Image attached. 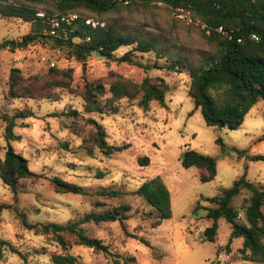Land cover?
Returning a JSON list of instances; mask_svg holds the SVG:
<instances>
[{"label": "rangeland", "instance_id": "obj_1", "mask_svg": "<svg viewBox=\"0 0 264 264\" xmlns=\"http://www.w3.org/2000/svg\"><path fill=\"white\" fill-rule=\"evenodd\" d=\"M37 7L50 9L49 4ZM40 9L37 14L44 13ZM81 15L89 14L82 12ZM86 19L94 23L99 21L101 25L108 23L115 30L141 40L154 41L162 57L157 59L153 54H145L132 59L140 65L152 64L155 60L159 64L168 63L170 58L177 57L187 65L197 67L200 55L212 51L201 37L196 22L185 13L171 12L160 4L147 8L120 7L105 15L96 18L90 15ZM27 30V23L0 18V43L3 40L15 41L12 49L11 44L0 49V116L12 115L22 109L32 113L31 117L16 121L12 133L17 139L7 143L3 139L0 119V156L8 144L27 161L28 169L39 177L24 180L14 198L0 182V204L8 205L0 212V241L9 243L24 254L27 264H50V255L65 253L77 257L74 264H113V261L117 264H214L215 246L225 244L229 227L219 220L214 242H199L196 236L200 228L209 223L202 210L192 212L191 209L196 201L199 205H206L202 198L214 196L220 189L230 187L232 181L243 173L249 183L264 190V162L246 158V155L264 156V140L257 141L264 128V105L256 103L235 130L207 127L198 111H192V104L186 97L188 78L184 70L180 73L143 72L139 67L119 63L116 59L126 51L124 47L114 52L111 61L91 54L84 63H78L66 52L51 49L41 42L21 47L20 39ZM11 66L18 67L23 75L42 74L51 67L71 69V88L75 91L81 88L83 79H104L109 71L136 83L145 76L160 77L170 90L164 97V106L150 102L146 109H142L136 100H121L115 114L84 115L81 113V100L73 94L64 93L57 101L6 98L5 83ZM69 110L80 112L81 117H77L75 123L81 128V134L89 129L83 119L94 118L105 132L106 143L123 146L124 149L108 156L95 149L92 156H87L79 148L80 137L67 128L72 119L61 114ZM187 149L215 160L212 181L201 183L195 168L180 166V154ZM241 150L246 155H239ZM138 158L147 159V163L139 164ZM97 173H102V176L96 178ZM52 177L79 186L84 194L55 193L49 182ZM154 177L160 178L166 187L171 216L157 227L150 228V219L146 216L149 207L130 192ZM100 189L118 190L125 194L118 198L101 197L95 194ZM242 196H246V192ZM119 203L130 206L128 218L123 222L125 232L142 237L149 243L148 248L126 236L117 222L97 225L87 222L79 227L89 237L101 240L111 255L73 245L74 237L66 233L62 238L68 245L62 250L49 235L26 230L20 216H24L27 224L64 225ZM161 226L180 228L190 252L183 253L184 247L178 243L160 248L157 242L163 239L157 231ZM239 242L238 239L232 241L230 250L233 257ZM221 256H216V260L221 261L218 264H246L237 261L226 263L227 258L223 254ZM131 257L134 261L127 260ZM0 264L22 262L16 254L4 248Z\"/></svg>", "mask_w": 264, "mask_h": 264}, {"label": "trees", "instance_id": "obj_2", "mask_svg": "<svg viewBox=\"0 0 264 264\" xmlns=\"http://www.w3.org/2000/svg\"><path fill=\"white\" fill-rule=\"evenodd\" d=\"M49 4L50 9L37 7ZM160 4L171 12L185 13L189 19L197 23L201 37L212 47V51L200 55L199 66L187 65L183 59L170 58L168 63L140 65L132 59L145 54H153L161 58L156 43L141 40L134 35L123 34L108 23L96 21L91 27L84 23L90 15L99 17L120 7L135 6L147 8ZM38 9L43 10L41 17ZM89 15H81V13ZM74 14V19L67 16ZM0 18L18 19L28 24L27 32L21 37L20 45L38 42L47 44L49 48L61 50L78 63H84L87 57L95 54L103 60L111 61L114 52L119 48H127L117 59L139 67L143 72L157 70L180 73L184 70L188 83L186 97L192 104V111H198L205 126L214 129L235 130L243 122L247 112L258 102L264 105V0H0ZM52 32V34L50 33ZM15 41L3 40L0 49ZM71 69L47 68L42 74L23 75L18 67L11 66L6 78L5 97L8 99H45L57 101L64 93L73 94L81 100V113L84 115H112L118 110L121 100L137 101V105L146 109L150 102L164 106V97L169 92V85L160 77H143L138 83L132 82L115 72H108L104 79L87 81L79 90H73ZM71 118L67 128L70 133L80 137L79 148L92 156L97 150L103 156L124 149L123 146L108 145L102 126L91 117L83 119L89 126L85 134H81L75 119L80 112L69 110L61 113ZM31 111L22 109L12 115H1L3 123V139H17L12 130L17 120L31 117ZM264 140V128L257 141ZM216 143L220 144L219 140ZM239 155H246L244 150ZM249 161L264 162V156L246 155ZM139 164H146L147 159L138 158ZM179 163L182 168L196 169L198 181L207 183L215 177V160L208 156L187 149L180 154ZM102 173H97L100 178ZM39 175L31 172L27 161L15 153L7 144L0 156V182L14 198L18 187L26 179H36ZM55 193L84 194L77 185L65 182L58 177L49 179ZM246 192V196H242ZM96 195L107 198H118L125 193L118 190H97ZM131 195L140 198L149 207L146 216L150 219V228H155L170 219L169 196L166 187L158 177L143 181ZM206 205L194 203L191 211L202 210L209 223L200 228V242L213 243L222 220L229 233L225 244L215 246V254L219 252L226 262H243L246 264H264V190L255 187L245 179L244 173L232 181L230 187L220 189L216 195L201 199ZM8 205L0 204V212ZM130 206L125 203L116 204L103 212H90L76 222L64 225L56 223L27 224L24 216L23 226L34 234L49 235L52 240L65 250L68 245L62 234L74 237L73 245L88 248L94 252L111 255L108 247L101 240L86 235L79 225L91 222H117L123 233L149 247L142 237L125 232L123 222L127 220ZM240 240L233 257L230 248L232 241ZM7 249L18 256L22 264L26 256L12 248L9 243L0 241L1 250ZM77 257L65 254L49 256L50 264H74ZM134 261V258H128ZM117 264V261H113Z\"/></svg>", "mask_w": 264, "mask_h": 264}, {"label": "crops", "instance_id": "obj_3", "mask_svg": "<svg viewBox=\"0 0 264 264\" xmlns=\"http://www.w3.org/2000/svg\"><path fill=\"white\" fill-rule=\"evenodd\" d=\"M165 222V221H164ZM207 223H205V225L203 226H206ZM170 228V229H168ZM161 231H164V232H161ZM157 233L159 234L160 238L163 239V240H160L159 242H157V245L161 248V247H165V245H173V243H178L180 245H182L184 248H183V253H188L190 252V249L189 247L186 245V240H185V235H183V233H181V229L178 228V227H160V229L157 231ZM196 239L200 242L199 240V234H197L196 236ZM166 241L165 243H163V241ZM217 255H220V257H222L221 253L219 252L218 254H215V261L213 262L214 264H218L220 263L221 261H217L216 260V256ZM238 262V261H237ZM227 263V262H226ZM240 263H243V262H240Z\"/></svg>", "mask_w": 264, "mask_h": 264}, {"label": "built area", "instance_id": "obj_4", "mask_svg": "<svg viewBox=\"0 0 264 264\" xmlns=\"http://www.w3.org/2000/svg\"><path fill=\"white\" fill-rule=\"evenodd\" d=\"M37 16L41 17L42 14H36ZM69 19H74L76 16L74 14H70L67 16ZM85 24L90 25L91 27H94L97 23H94L93 21L86 19L84 21ZM101 26V24H100ZM52 34V32H50ZM217 258H221L220 255H217Z\"/></svg>", "mask_w": 264, "mask_h": 264}]
</instances>
